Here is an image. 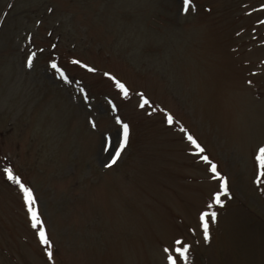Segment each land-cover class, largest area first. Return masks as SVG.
Instances as JSON below:
<instances>
[{"label": "rangeland", "instance_id": "obj_1", "mask_svg": "<svg viewBox=\"0 0 264 264\" xmlns=\"http://www.w3.org/2000/svg\"><path fill=\"white\" fill-rule=\"evenodd\" d=\"M117 116L130 136L113 164ZM260 145L264 0H0V264H168L178 238L190 264H264ZM7 168L37 197L52 259Z\"/></svg>", "mask_w": 264, "mask_h": 264}, {"label": "snow or ice", "instance_id": "obj_2", "mask_svg": "<svg viewBox=\"0 0 264 264\" xmlns=\"http://www.w3.org/2000/svg\"><path fill=\"white\" fill-rule=\"evenodd\" d=\"M192 3H193V0H184L185 11L188 10V7L191 6ZM34 58H35V53H33L28 58V61H27L28 67L33 66ZM75 63L81 64L82 62L79 60H76ZM51 67L56 72H58L59 75L64 80H67L69 83L72 82L71 80H69V77L66 74L65 70L59 67L55 60L51 62ZM83 67L86 69H89L92 72L97 71V69L95 68H90L88 64H83ZM104 75L109 76L111 80L114 81L115 87L120 90V92L123 94L125 98H128L130 96L129 86L125 82L118 79L115 75H113L110 72H106L104 73ZM249 83H251V81ZM141 99H142V103L139 105L141 108H143L145 105L150 103L149 99L143 94H141ZM116 107L117 106L113 103L112 108L115 110ZM166 119H167V123L169 124H172L174 122V117L172 116L170 112L166 113ZM116 120L122 127L123 139L120 144V150H117L115 152V156L112 158L113 164L116 162V159L119 158L120 151L123 149L125 145H127L129 136H130V125L124 122L119 116L116 117ZM93 126L95 127V122H93ZM183 131L185 133H188V129L186 128H184ZM187 139L191 142L192 145L195 146L196 152L201 153V154L205 153L206 149L202 146V144L198 141V139L195 136L189 133L187 136ZM255 158L259 165V175L260 177H264V145L258 146L257 154ZM201 159L209 163L210 170L214 174L213 178L218 177L220 181L222 182L221 188L223 189L224 193H228V178L226 176L221 175V173L217 170V165L210 160L209 156L202 155ZM5 172L7 173V176L10 180H12L13 182L19 185V188L21 189V192L23 194V199L27 205V209H28V213L31 218L32 226L37 229L38 237L40 241L42 242V244L45 245V250L47 252L49 259H52L53 249L51 245L53 241L49 238L47 229L44 226V220L39 213L37 197L33 189L30 186H28L26 183H24L18 175H15L11 168L5 169ZM257 182L259 183V180ZM223 203L224 201L221 199V193L216 192L214 193V196L211 199V201L207 204L206 210H203L200 213L199 220H200L201 227L203 228L204 238L206 240L211 239V235L209 231L210 219H215L218 215L216 211L211 210V209H213L214 205H222ZM192 231L195 232V229H192ZM190 249H191V245L185 243L183 238L176 239L174 241V247H171V248L165 247L164 249L165 253L167 254L166 259H167L168 264H190V255H189Z\"/></svg>", "mask_w": 264, "mask_h": 264}]
</instances>
